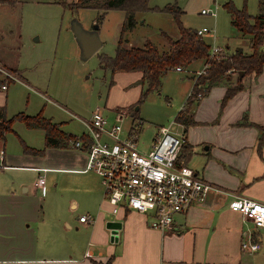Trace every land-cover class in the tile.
Here are the masks:
<instances>
[{
  "label": "crops",
  "instance_id": "1",
  "mask_svg": "<svg viewBox=\"0 0 264 264\" xmlns=\"http://www.w3.org/2000/svg\"><path fill=\"white\" fill-rule=\"evenodd\" d=\"M20 2L0 4V12L17 15ZM226 3L232 2L223 3L227 11ZM167 4L179 8L183 26L198 29L199 26H188L182 20L188 2L183 7L176 1ZM160 13L173 21L172 12ZM227 13L231 23V15ZM139 23L143 24V20ZM175 30L173 35L162 31L160 41L152 42L160 47L166 46L167 36H177V28ZM13 31L16 30L10 29L8 24L4 32L17 36ZM237 33L240 41L231 46L226 39L224 48L249 51L248 36L238 29ZM126 37V45L135 43L131 37ZM202 37L210 45L219 42L211 33ZM20 49L19 41L13 55L0 51V64L17 76V80L7 81L0 74V110L6 116L17 110L10 85L19 83L26 90L30 86L25 68L21 67ZM202 66L203 60H195L189 67L191 70L178 71L184 75L176 77L177 80L191 78V84L181 87V101L183 98L186 101L193 86V72ZM170 71L162 76L160 87ZM235 78L236 75L232 74L233 85ZM240 81L241 88L225 101L227 84L210 87L192 104V123L185 125L175 119L172 121V129L183 139L179 162L192 168L211 188L202 201L175 213L173 229L166 231L152 227L150 217L136 210L120 209L117 214L111 213L110 205L102 200L98 176L84 170V150L72 147V142L62 147H47L42 129L38 130L42 132L44 148H39L30 137L24 138L23 132L19 133L13 124L12 133L22 137L26 145L22 148L11 138L7 141L6 136L0 139V162L3 165L0 167V264H104L107 261L108 264H264V228L255 227L228 207L233 196L264 203V144L258 147L260 127H264V65L258 74L244 75ZM5 82L6 87L1 88ZM135 83L137 86L132 87ZM109 88H118L127 95L115 100L108 109H125L131 115L130 107L142 90V73L138 70L111 72ZM58 107L72 114L65 106L58 104ZM43 116L60 123V129L66 134L84 135L81 120L82 129L73 132L68 128L70 123L55 120L47 114ZM47 172H63L67 176L66 179L54 177V187L62 186L59 187L60 193L53 198V205L46 201L49 190L46 178L40 186H34L32 182L34 176ZM61 203L64 209L59 205ZM80 204L83 212L77 214ZM81 214H89L93 220L80 222L78 216ZM248 237L260 243L258 250L250 252L241 248L242 240Z\"/></svg>",
  "mask_w": 264,
  "mask_h": 264
},
{
  "label": "rangeland",
  "instance_id": "2",
  "mask_svg": "<svg viewBox=\"0 0 264 264\" xmlns=\"http://www.w3.org/2000/svg\"><path fill=\"white\" fill-rule=\"evenodd\" d=\"M20 1L17 15L0 12V51L13 55L17 51V44L19 45L20 41V63L21 67L25 68V76L30 83L28 90L19 83L10 85L9 89L15 97L14 102L17 104V110L8 117L19 111L26 115H35L41 111L42 115L47 114L55 120H64L70 123L69 130L78 132L82 129L79 120L88 119L91 112L99 107L109 120L118 121L124 128L129 127L132 122V115H129V112L125 113L121 120H116L117 111L108 109V106L115 100H119L127 94L118 88L110 90L111 71L103 68L99 61L102 54L113 56L115 53V41L123 20V11L108 10L102 18H98L99 11L95 9L80 8L73 12L65 6V3L75 0ZM175 1L182 7L188 2V10L185 9L183 22L188 26H199L198 29L205 26L213 30L215 38L219 41L217 42L218 46L224 48L226 39H229L228 43L231 46L240 41L237 29L231 25L228 13L223 8V3L228 0H148V6L161 8L168 2L174 3ZM229 1L234 6L244 7L249 14L255 15L264 0ZM215 7V15L200 13L202 8L214 9ZM138 15H140V21L143 20V24L138 23L134 28L126 30L125 36L131 37L135 41L128 46H140L143 43L142 40L146 39L158 43L162 31L169 35H173L176 31L174 22L159 11L147 10ZM75 18L83 29L90 30L94 28V25L98 26L97 34L102 44L96 52L87 57L81 53L72 31V21ZM8 24L10 29L16 30L13 32L17 36L4 32ZM18 34H20L19 41L17 40ZM223 36L229 37L223 40ZM36 37L38 40H35ZM162 41L164 42V39ZM186 73L190 74V71ZM182 75H184L182 72L170 71L164 77L160 91L150 92L140 103L134 105V107L138 106L137 119L142 121L138 139L139 148L147 150L158 126L160 124L169 125L175 119L181 108L180 104L185 99L180 100L181 87H184L186 83L191 84L190 77H186L185 80H177L176 77ZM171 77H174L175 80ZM133 86H137V83ZM143 88L144 85H142ZM58 104L68 108L72 114H68L58 107ZM22 123L15 121L14 128L19 133L23 132L24 138L30 137L35 144H38L39 148H44L41 130L27 129L28 127L26 128ZM9 138L13 139L18 146L21 144L22 148L26 145L18 134L9 132L5 139L8 141ZM40 174L46 178L49 187L46 201L53 205L55 204L53 198L60 193L59 187L62 186L58 184L54 187V177L57 175L60 179H66L67 176L63 172ZM34 178L36 180L38 177L34 176ZM35 180L32 182L34 183ZM62 207L64 209L63 205ZM81 207L80 204L77 214L83 212Z\"/></svg>",
  "mask_w": 264,
  "mask_h": 264
},
{
  "label": "built area",
  "instance_id": "3",
  "mask_svg": "<svg viewBox=\"0 0 264 264\" xmlns=\"http://www.w3.org/2000/svg\"><path fill=\"white\" fill-rule=\"evenodd\" d=\"M202 14L215 15L216 7L202 8ZM199 35L214 31L201 27ZM222 47L212 44L209 57L218 58ZM207 64L193 72L194 79L207 73ZM176 71L184 70L180 66ZM0 74L5 80H17L15 73L0 64ZM6 87V82L1 88ZM200 97V94H198ZM126 110L116 112V120H121ZM85 132L83 137L72 141V147L86 153L84 170L95 173L102 188V200L110 205V211L117 214L120 209L136 210L150 217V225L158 230L173 229L175 213L185 211L191 204L204 199L211 186L198 177L192 168L184 163H176L183 139L169 125L159 126L149 148L138 147L142 121L134 120L124 128L118 121L109 120L100 110H94L88 119L81 120ZM2 153V151H1ZM1 160V158H0ZM0 167L3 165L0 162ZM44 176L34 181V186L44 184ZM229 209L240 213L255 227L264 228V203L242 196H233ZM80 222H90L89 214L78 216ZM260 243L246 238L241 248L254 252Z\"/></svg>",
  "mask_w": 264,
  "mask_h": 264
},
{
  "label": "trees",
  "instance_id": "4",
  "mask_svg": "<svg viewBox=\"0 0 264 264\" xmlns=\"http://www.w3.org/2000/svg\"><path fill=\"white\" fill-rule=\"evenodd\" d=\"M13 2L14 0H0V4ZM65 6L73 12L80 8L95 9L99 11L98 18H102L108 10L123 11L124 18L115 44V53L113 56L102 54L99 61L103 68L111 72L138 70L142 73L144 88L137 101L130 107L134 120L138 118V111L134 110V105L140 103L150 92L158 91L162 76L176 66L186 70L193 61L200 59L203 60V64H207V73L199 75L194 80L184 106L175 116V121L188 125L193 122L192 104L204 96L210 87L219 83L227 84L228 88L223 99L225 101L241 88L240 80L244 75L252 72L258 74L264 65V1L260 4V12L255 16L248 14L245 8L238 9L232 3H226L227 11L231 15V23L248 36L250 50L244 51L236 48L229 51L224 48L218 58L209 57L210 44L197 33L196 29L181 24L180 10L175 4H166L157 8L149 7L148 0H75L65 3ZM147 10L172 12L178 31L177 36L175 38L167 36L166 46L161 47L149 40L140 46L126 45L128 42L125 36L126 30L134 28L140 22L138 14ZM232 74L236 75L234 85L231 83ZM15 121L23 122L28 128L42 129L47 147L66 146L78 138L75 135L64 133L60 129V123L45 118L41 112L35 115L18 112L8 117L0 110V139H4L7 133L13 131L12 125ZM263 144L264 127H260L258 147ZM25 149L27 150V147ZM176 163H179V156Z\"/></svg>",
  "mask_w": 264,
  "mask_h": 264
},
{
  "label": "water",
  "instance_id": "5",
  "mask_svg": "<svg viewBox=\"0 0 264 264\" xmlns=\"http://www.w3.org/2000/svg\"><path fill=\"white\" fill-rule=\"evenodd\" d=\"M93 29L86 30L83 29L81 24L77 21L75 18L72 21V31L73 34L79 44V47L81 49V53L87 57L94 52L101 46V40L97 34V25L93 26ZM242 74V73H241ZM138 106L136 105L134 107V110H137ZM133 112H131V115Z\"/></svg>",
  "mask_w": 264,
  "mask_h": 264
}]
</instances>
